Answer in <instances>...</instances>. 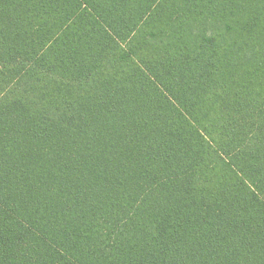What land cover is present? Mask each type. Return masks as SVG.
<instances>
[{"label":"trees","instance_id":"trees-1","mask_svg":"<svg viewBox=\"0 0 264 264\" xmlns=\"http://www.w3.org/2000/svg\"><path fill=\"white\" fill-rule=\"evenodd\" d=\"M0 264H264V0H0Z\"/></svg>","mask_w":264,"mask_h":264}]
</instances>
